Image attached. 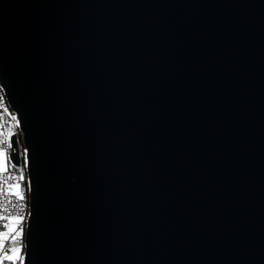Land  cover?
<instances>
[{
  "label": "water",
  "instance_id": "1",
  "mask_svg": "<svg viewBox=\"0 0 264 264\" xmlns=\"http://www.w3.org/2000/svg\"><path fill=\"white\" fill-rule=\"evenodd\" d=\"M0 87L23 264H264V0H0Z\"/></svg>",
  "mask_w": 264,
  "mask_h": 264
},
{
  "label": "built area",
  "instance_id": "2",
  "mask_svg": "<svg viewBox=\"0 0 264 264\" xmlns=\"http://www.w3.org/2000/svg\"><path fill=\"white\" fill-rule=\"evenodd\" d=\"M13 135L19 142L21 163L14 169L0 170V264L24 263V234L29 216L25 150L20 141L17 116L0 87V151L7 154L9 150L11 151L10 138ZM12 219L16 220V225L11 223Z\"/></svg>",
  "mask_w": 264,
  "mask_h": 264
},
{
  "label": "crops",
  "instance_id": "3",
  "mask_svg": "<svg viewBox=\"0 0 264 264\" xmlns=\"http://www.w3.org/2000/svg\"><path fill=\"white\" fill-rule=\"evenodd\" d=\"M10 165L8 154L0 151V170L10 169Z\"/></svg>",
  "mask_w": 264,
  "mask_h": 264
},
{
  "label": "rangeland",
  "instance_id": "4",
  "mask_svg": "<svg viewBox=\"0 0 264 264\" xmlns=\"http://www.w3.org/2000/svg\"><path fill=\"white\" fill-rule=\"evenodd\" d=\"M15 222V223H14ZM11 223H13L14 225H16V220L12 219ZM15 227V226H14ZM11 228V225L9 226V229Z\"/></svg>",
  "mask_w": 264,
  "mask_h": 264
},
{
  "label": "trees",
  "instance_id": "5",
  "mask_svg": "<svg viewBox=\"0 0 264 264\" xmlns=\"http://www.w3.org/2000/svg\"><path fill=\"white\" fill-rule=\"evenodd\" d=\"M9 152H10V150H9ZM9 152H8V154H9ZM14 168H15L14 166L10 165V169H14Z\"/></svg>",
  "mask_w": 264,
  "mask_h": 264
}]
</instances>
